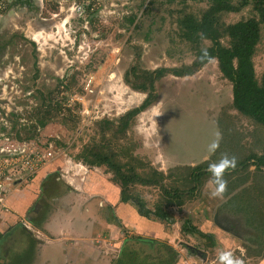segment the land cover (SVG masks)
Returning a JSON list of instances; mask_svg holds the SVG:
<instances>
[{"label":"rangeland","instance_id":"1","mask_svg":"<svg viewBox=\"0 0 264 264\" xmlns=\"http://www.w3.org/2000/svg\"><path fill=\"white\" fill-rule=\"evenodd\" d=\"M232 3L240 5L241 0ZM208 8V0H43L30 14L17 9L16 14L22 13L19 24L2 31L15 35L13 44L0 52V147L18 149L25 144L45 150L52 142L56 159L62 161L67 154L82 161L89 166L88 174H104L127 193L141 196L153 211L163 205L178 218L177 201L183 200L185 214L191 210L210 178L209 165L234 157L236 168L229 166L224 173V192L244 186L238 197H253L242 207L245 213L264 211V164L257 166L253 158L264 154V125L233 106L232 82L223 76L216 58L184 73L195 68L196 57L193 45L182 37L179 18L200 17ZM248 18L260 21L253 62L261 79L264 12L252 0L239 10L220 13L218 22L227 26ZM40 26L47 31L38 36ZM222 42L230 45L227 36ZM210 45V40L201 42L202 47ZM164 68L152 89L151 78ZM188 87H204V94L211 95L196 103L194 114L191 103H182ZM150 93L149 104L129 115ZM169 110L172 121L165 118ZM213 130L219 131V140L209 156L174 146H207L214 141L216 132L210 133V140L207 135ZM104 156L120 169L104 163ZM16 163L15 183L21 185L25 171ZM194 168L199 181L193 178ZM57 174L62 179L61 170Z\"/></svg>","mask_w":264,"mask_h":264},{"label":"crops","instance_id":"2","mask_svg":"<svg viewBox=\"0 0 264 264\" xmlns=\"http://www.w3.org/2000/svg\"><path fill=\"white\" fill-rule=\"evenodd\" d=\"M206 90L188 87L182 103H191L194 114L197 102L211 98L204 94ZM165 118L174 120L171 110ZM210 133H215L214 141L207 146L195 142L174 146L209 156L210 145L219 140L218 130L208 131V140ZM207 155H202L204 160ZM56 158L34 160L27 182L17 184L12 192L11 213L6 214L0 232V260L5 264H219L222 249L241 264H264V211L245 213L242 207L253 197H238L244 186L209 198L203 184L187 214L184 202L176 207L179 218L191 216L193 222L186 217L180 220L168 209L173 216L169 222L141 214L135 203L122 200L119 184L94 170L78 182L77 190L69 187L58 177L63 160ZM23 221L42 231L47 242L36 238ZM187 222L196 230L186 229Z\"/></svg>","mask_w":264,"mask_h":264},{"label":"trees","instance_id":"3","mask_svg":"<svg viewBox=\"0 0 264 264\" xmlns=\"http://www.w3.org/2000/svg\"><path fill=\"white\" fill-rule=\"evenodd\" d=\"M252 0H241L240 5L232 3V0H208L209 8L204 11L200 17L193 14H185L179 18V25L182 31V37L193 45L196 61L195 68H190L184 73L191 74L202 65L209 62L211 59L218 60L219 69L223 76L232 82L233 85V106L242 114L251 117L255 121L264 125V73L259 79L256 74L253 56L256 47L261 39L260 21L256 18L242 19L236 23L227 26H221L218 22L220 13L224 11H236L242 6L249 4ZM255 7L261 12H264V0H253ZM227 36L230 39V45L225 46L222 42V37ZM203 40H210L211 45L202 47ZM166 69H159L155 72V77L151 78L150 87L154 88L155 81L164 75ZM176 75L183 73L178 70H173ZM146 91L145 86L139 87ZM152 95L144 101L138 109L129 112V115H134L144 109L150 102ZM125 121L123 127H126ZM257 166L264 164V154L262 156L254 155ZM104 163H111L109 157H103ZM113 165V168L115 165ZM117 168V167H115ZM204 168L199 167V170ZM117 169H120L117 168ZM193 178L198 179L199 174H196L198 168L192 169ZM200 184V182H199ZM122 188V200L124 202L131 201L139 207V212L146 217H151L155 214L158 218L166 221H173V216L163 205L157 206L156 211L147 207L146 202L138 196L127 193ZM197 188V185L194 186ZM194 190V189H193ZM179 197H181L179 195ZM178 205L183 203L179 199ZM186 229L195 231L196 227L190 222L185 224Z\"/></svg>","mask_w":264,"mask_h":264},{"label":"built area","instance_id":"4","mask_svg":"<svg viewBox=\"0 0 264 264\" xmlns=\"http://www.w3.org/2000/svg\"><path fill=\"white\" fill-rule=\"evenodd\" d=\"M0 136L4 137V134L1 133ZM6 139L9 140V137ZM56 154L57 152L52 142L46 144L45 150L37 149L36 147L30 149L29 146H26L25 144L21 148L18 147V149L14 147H9L7 149L0 147V156L4 155L3 161L0 162V232H2L1 224L5 221L6 214L11 213L9 199L12 196L13 190L16 189V162H20L19 171H25V175L22 179L27 182L28 176L32 171L34 160L37 162H46L55 158ZM63 159V168L61 169L62 179L66 181L70 187H74L73 189L77 190L78 182L85 181L88 175L89 166L83 164L82 161H74L67 154H64ZM23 224L27 229L34 233L36 238L47 242L42 231L33 228L26 221H23Z\"/></svg>","mask_w":264,"mask_h":264},{"label":"clouds","instance_id":"5","mask_svg":"<svg viewBox=\"0 0 264 264\" xmlns=\"http://www.w3.org/2000/svg\"><path fill=\"white\" fill-rule=\"evenodd\" d=\"M217 145L213 143L210 145V151H214ZM235 166V158H229L225 156L217 163L210 164L208 172L211 174L207 181L206 188L208 189L209 198H219L223 195L226 188V181L224 180L225 170L229 167ZM219 264H241L239 259L233 257L230 251L220 250L217 257Z\"/></svg>","mask_w":264,"mask_h":264},{"label":"flooded vegetation","instance_id":"6","mask_svg":"<svg viewBox=\"0 0 264 264\" xmlns=\"http://www.w3.org/2000/svg\"><path fill=\"white\" fill-rule=\"evenodd\" d=\"M38 0H0V35H5L6 39L0 40V52L5 48H9L11 44L14 42V35L12 33L3 34L2 31L7 28V26H11L7 24L8 18L18 17V20L22 17V13L16 14V10L21 7L24 9V13H31L33 6H39ZM5 38V37H4ZM1 70V69H0Z\"/></svg>","mask_w":264,"mask_h":264},{"label":"bare ground","instance_id":"7","mask_svg":"<svg viewBox=\"0 0 264 264\" xmlns=\"http://www.w3.org/2000/svg\"><path fill=\"white\" fill-rule=\"evenodd\" d=\"M41 1L43 2V0H38V3H41ZM44 22L45 21H42V24H44ZM40 23V22H39ZM49 23V22H48ZM51 23V22H50ZM57 26H61V24L62 23H58L57 21H55L54 22ZM7 24L8 25H11V26H16V25H18L19 24V20H18V17H13V18H8L7 19ZM46 24V23H45ZM31 26V25H30ZM52 26V25H51ZM53 27V26H52ZM63 27V26H62ZM38 31V36H39V34L41 33H44V32H46L47 31V27L46 26H40V28H39V30H37ZM51 32V31H50ZM33 33H35V32H33ZM48 33V32H47ZM45 35V34H44ZM44 35H43V37H44ZM36 36V35H35ZM38 36H36V37H38ZM42 37V38H43ZM46 38V37H45ZM2 75H4V72L2 73V72H0V77L2 76Z\"/></svg>","mask_w":264,"mask_h":264}]
</instances>
